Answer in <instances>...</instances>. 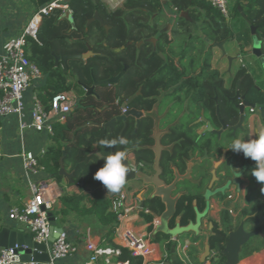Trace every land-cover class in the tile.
<instances>
[{
	"label": "trees",
	"instance_id": "1",
	"mask_svg": "<svg viewBox=\"0 0 264 264\" xmlns=\"http://www.w3.org/2000/svg\"><path fill=\"white\" fill-rule=\"evenodd\" d=\"M33 1L38 8L49 0ZM171 4L178 7L179 14L188 11L195 21L200 22L206 40L211 41L209 46L204 38L193 37L185 47L177 51L172 44L173 40L168 38L166 32H161L157 24L164 15L161 0H125L123 7L115 10H110L103 0H69L75 28H72L68 19L61 17L60 9L54 10L49 16L43 18L37 35L38 40L30 39L27 45L28 57L38 64L46 76L45 83L39 88L40 98L46 107H49V101L58 92L74 90L78 96L68 121L54 126L52 138L56 145L51 146L40 159L48 172L59 173V160L64 153L63 147L68 150L78 146L84 135L102 134L106 130L103 124L120 113L117 101L124 102L139 90L142 93L137 97V101L146 110L154 105L160 88L170 90L172 95L185 93L190 106L205 110L214 128L222 126L216 112L217 107L220 108L224 123L229 127L239 121V105L243 100L231 99L237 93L238 80H240L239 92L244 95L245 100L264 109V77L262 78L255 71H249L248 67L243 65L235 82L230 87H226L224 77L218 70L211 67L213 43L236 37L242 47H251L253 44L251 26L256 27V34L262 40L264 57V0L238 2L236 11L245 18L246 25L245 29L239 31L235 30L232 23L224 18L219 10L205 0H172ZM96 12L99 13L104 24L110 26L108 33L98 20L87 24ZM207 14L219 17V23L206 18ZM154 15L157 17L153 20V24H150L148 19ZM178 17V31L191 35V23L181 15ZM143 29L147 30V33H141ZM139 31L140 33H137ZM156 35L159 40L156 50L151 42H144L140 47L137 46V42ZM130 41L133 44L127 45ZM88 46H91L94 52V55L88 59L69 57L66 63L61 61L58 65L55 64V55L62 58L83 54L88 51ZM159 53H163L165 58H162ZM176 57H178L177 62ZM258 60L261 61V58ZM125 65L128 68L124 71ZM260 66L264 75L261 62ZM198 68L200 70L197 72ZM92 72L100 81L117 76L120 72H123V75L117 84H102L88 93L86 88L93 86L94 83ZM188 131L192 135V143L180 149L174 157L166 159L167 171H171L170 164L185 167L186 161L197 151L202 155L207 151L211 156L215 152H222L224 148L227 149L228 157L226 166L223 167L225 174L217 181L220 186L234 175L233 169L238 161L248 165L247 171L251 172L256 167L255 161L252 162L251 158H246L242 152L237 153L229 148L232 140L236 138L230 133L231 131L227 134L226 142L224 137L218 138L214 131H203L200 135L193 133L192 128ZM69 153L71 154V150ZM69 153L67 160L71 161ZM75 166L76 176L72 182H68L64 175L58 177L60 180L67 181L69 189L63 188L59 198L60 205L55 204L52 212L60 222L73 214L94 219L105 231L106 241L115 246L113 239L116 235L118 220L117 215L112 211L111 204L116 195L112 196L105 189L96 186L97 180L94 179L96 170L92 168L91 163L81 162L76 163ZM219 170L221 169H218V172ZM209 175L207 171L206 177ZM249 175L252 177V185L249 187L247 206L239 212L237 218L233 217L228 209H224L220 220H214V232L209 236L208 241L211 252L219 256V259L215 261L213 256L210 264L225 262L221 251L228 241L229 232L235 230L242 221L248 231L264 233V201L260 193L261 183L251 173ZM227 195V188L224 192L216 193V196L221 199ZM145 205L155 213H162L165 207L164 202L157 196L149 198ZM206 205V196L201 191H190L180 195L176 204V213L170 220V225L175 226L177 218L182 226L195 224L198 220V212H201ZM152 218V214L146 215L148 221ZM159 234L165 235L162 232ZM173 246L175 247V243L168 241V249L171 250ZM263 247L264 237L254 236L244 245L241 257L259 251ZM138 258L140 257L132 256L126 248L122 249L118 257L132 264H141L136 262Z\"/></svg>",
	"mask_w": 264,
	"mask_h": 264
},
{
	"label": "crops",
	"instance_id": "2",
	"mask_svg": "<svg viewBox=\"0 0 264 264\" xmlns=\"http://www.w3.org/2000/svg\"><path fill=\"white\" fill-rule=\"evenodd\" d=\"M161 1L163 2L164 15L160 20H158L157 24L159 25L161 32H166L168 38L170 40H173L172 44L177 51L181 50V47H185L193 37L204 38V40L207 42V46L211 44V41L206 40L204 34L202 33L200 22L195 21L188 11H186L188 12V17H183H185L186 20L191 23L190 26H192V33L191 35H189L178 31L179 17L175 18L172 15L173 10L171 8V5H167L165 0ZM243 1L245 0H236L232 5L230 17L226 18L229 22H231L233 17V19L235 20L233 26L236 31L245 29L246 27L244 22L245 18L236 11V5L238 4V2ZM4 3L5 2L3 1L2 5ZM36 8L32 11L31 14H29V18L36 10ZM16 15H19V12H17ZM203 15L204 14H202V17H204ZM1 16L6 23L5 25L2 24V26L4 27L3 30H6L7 28H9V30L0 35V53H2L4 50L5 42L12 36L18 34L29 21V18L25 19V17L22 16L7 18L5 17L3 11ZM156 17L157 15H154L148 19L150 24H153V20H155ZM205 17L211 19V21H213L214 23H219V17H213L211 14H207ZM175 29H177V31ZM140 31L137 33H140ZM141 33H147V30L143 29ZM150 38H156L155 46L153 42L151 43L153 44L154 48H157L159 42L158 36L156 35ZM147 39L148 38L137 42V46L140 47L144 42H150L147 41ZM221 42V46L215 45L216 42L213 43L211 67L218 70L224 77V83L226 87H230L235 82L240 74V68L243 65L247 66L249 71H255L262 78L264 77L261 72V61L258 60L257 56L251 53L252 46L242 47V44L237 40L236 37L230 38L228 40H223ZM131 44H133V42ZM196 44L199 47V44ZM168 47L169 46L167 45V50ZM175 60L177 62L178 57H176ZM199 70L200 68H198L197 72ZM45 81L46 76H44L42 82L37 83L34 87L29 89L27 93L28 99L31 97V94L33 92L36 91L40 93L39 88L45 83ZM66 91L76 94L74 90ZM165 93L160 99V101H162L161 109L159 111H156L157 109L155 107L153 110L146 112L144 115V122L146 123L144 131L146 147L144 146V150L145 154L150 153V157H142V159L147 162L146 168L142 171L148 174L152 178V181L151 183H139L138 181H133L131 183H125L123 185L122 192L126 193V195L128 196V204L133 206V210L124 221V225L128 228H132L138 233L146 235L156 243V247L158 250L157 253L145 259L142 257L136 259V262L138 263L187 264L182 260L183 247L187 245V254L189 255L192 264H210L211 258H213L214 253L211 252L210 256H208L204 261L202 259L205 255L207 246H210L208 238L214 232V220L219 221L221 218L222 210L228 209V207L234 208V216L236 217L238 212H240L245 206H247L249 187L252 185V177L249 175V173L251 172L246 170L248 168V165H243L241 161H238L235 167L234 175L229 178L224 183V185L220 186L217 181L221 178V176L225 174V168L223 167L226 166V160L228 157L227 149L225 148L222 149V152H215L214 155L211 156L207 151H205L203 155L199 151H197L192 158L186 161V166L184 165L185 167L181 168L177 167L174 164H170L169 166L171 171H167L166 159L174 157L180 149L192 143V135L189 133L188 129L192 128L193 133L196 132L200 135L203 131H210L207 128L208 124H211V121L208 119L204 109L198 108L193 105L190 106V101L185 97V93L181 92L172 95L170 90H167ZM178 94H180V96H178ZM253 109L254 111H251V108L246 109L245 120L242 129H238L236 133L233 134V130L230 127L225 130L221 136L217 135V137L223 138L231 131L230 133L236 138H255V134L258 130L264 131V109L260 107H256ZM203 118H206V121H204ZM129 121L134 120L131 119ZM123 124V122H116L110 127H105L106 130L102 134L98 133L84 135L80 144L74 148H69L68 150H66L65 147H63L64 153L61 157L63 158V167L67 173L73 174L72 181L76 176V168H73L76 163H91L92 168H94V170L96 171L99 168L103 167L104 159H98V156L101 152L107 155L111 152L122 150L127 153V159L130 161V163H135V153L137 149H135L134 147L129 146V148L125 150L124 145L118 144L115 148L109 149L102 148L97 143L100 139H113L123 136V133L121 131ZM221 128L222 126L220 128L213 127L214 130H220ZM53 134H49L46 131L30 130L26 132L24 138H21L19 134V122L17 116L12 115L1 120L0 229L4 226H8L31 234L29 229L24 224H21L9 218V211L13 207H23L27 198L31 194L28 186L27 176L23 168L22 159L20 158V156H18V154L21 152V150H27V152L36 156L41 155V151L43 149H45L47 152V150H49L51 146L56 145V142L52 138ZM125 136L128 139L129 143L134 142L133 137L138 138V136H135L134 134L131 135L130 133ZM227 140H224V142H226ZM69 150H71V154L69 153ZM68 153L71 157V161L67 160ZM82 153H84V156L81 155ZM205 153H207V156H204ZM42 157L43 156H40V159ZM251 161L254 162L252 159ZM214 168H216L218 179L215 181L213 188L209 189V184L213 178L211 171ZM218 169L221 170H219L218 172ZM207 171L210 173L208 177H206ZM59 176H61L60 171L58 174H51L46 169L43 170L38 176L40 178L51 180L52 184L48 193L53 200L54 205H60L59 198L63 188L69 189L67 181L72 182L65 175L64 176L67 178V181L60 180L58 178ZM186 180L188 182H186ZM199 185H202V187H199ZM225 187L227 188L228 194H234L235 198L233 200H228V198L226 197L224 199H221L216 196V194H214L216 190ZM262 187H264V183L260 184V190ZM190 191H201L207 199L206 207L201 212H198L197 222L195 224H189L196 226V228L184 230L183 232L176 235L168 234L165 231L161 230V216L166 210V202L164 201V197L167 195L170 196L172 199L176 200L177 204L179 196ZM208 192H210V194L207 196ZM261 194L264 201V193ZM154 196L159 197L164 202L165 207L162 213H155L145 205V202L149 198ZM146 209H149L150 211L146 212ZM149 214L153 215L151 221H148L146 219V215ZM159 216L161 224L159 226H155L154 219ZM178 222L179 218L176 219L175 226H171L169 221V227H185L180 225ZM58 223L61 227L64 228V232L67 234L69 239L74 240L80 244L79 253L75 256L63 260L64 263L84 264L86 262L88 254L83 249L85 239L97 243L100 242L103 245H112L106 241L105 231L101 226L97 224L94 219H89L87 217H78L73 214L68 216L65 221H58ZM160 232L168 235L169 237L160 235ZM173 236L176 237L175 240H173ZM168 241H172L175 243V252H173L172 250L174 246L171 250L168 249ZM113 242L115 245H117V243L119 242V239L116 237V235L114 236ZM174 255H176L177 257L174 258ZM259 255H262V259H264V247L259 251H254L249 255L241 257L238 264H253L254 260L257 259Z\"/></svg>",
	"mask_w": 264,
	"mask_h": 264
},
{
	"label": "built area",
	"instance_id": "3",
	"mask_svg": "<svg viewBox=\"0 0 264 264\" xmlns=\"http://www.w3.org/2000/svg\"><path fill=\"white\" fill-rule=\"evenodd\" d=\"M165 1L167 5H171L172 15L177 18L180 12L178 7L171 4L172 0ZM205 1L219 10L225 18L230 17L229 0ZM104 2L110 10H115L123 7L125 0H104ZM56 9L62 12L71 11L69 0H49L38 7L25 27L5 42L4 50L0 53V147L3 118L17 116L21 138H24L26 132L30 130L53 134L55 124H65L77 103L76 94L69 91L56 93L49 101V107H46L41 100L39 92H33L29 99L27 97L29 89L42 82L45 76L38 64L28 57L27 45L30 39L38 40L37 35L43 18ZM251 111L254 109L251 108ZM45 153L46 150L43 149L39 156L32 155L27 150H21L18 154L22 159L31 194L23 207H13L9 211V218L24 224L34 241L47 244L50 260L23 261L18 252L19 247L16 245L0 248V264H67L63 260L77 255L80 251V244L69 239L65 232L60 233L54 242L48 241L52 233L48 212L54 207V202L48 193L52 183L50 179L38 177L45 170L40 162V156H44ZM131 165L137 170L135 163ZM227 198L233 200L235 196L232 193ZM111 206L112 211L117 215L116 237L119 242L114 246L85 239L83 249L88 254V258L84 264H132L128 260L118 259L123 248L128 249L132 256L144 259L156 254L158 250L155 242L124 225V221L133 210V206L128 204L126 193L121 192L117 195L112 200ZM228 210L231 214L235 211L233 207H228ZM149 211L146 209V212ZM154 224L155 226L161 224L160 216L154 219ZM175 239L176 237L173 236V240ZM182 260L192 264L187 254V245L183 247Z\"/></svg>",
	"mask_w": 264,
	"mask_h": 264
},
{
	"label": "water",
	"instance_id": "4",
	"mask_svg": "<svg viewBox=\"0 0 264 264\" xmlns=\"http://www.w3.org/2000/svg\"><path fill=\"white\" fill-rule=\"evenodd\" d=\"M181 16L188 17V12H182ZM62 18H66L71 22L72 28H75V22L74 18L72 15V12L70 10H65L63 11ZM98 20L104 27L106 32L108 33L110 30V26L104 24L103 19L100 17L99 13L96 12L94 16L88 21V25L94 21ZM251 33L253 35V45H252V51L251 53L258 58H261V62L264 66V57H263V52H262V40H260L256 34V27L251 26ZM147 41L153 42L154 46L156 44V38H148ZM132 42H129L127 45H130ZM222 42H216L215 45L221 46ZM156 49V47L154 48ZM54 54V53H53ZM55 55V54H54ZM94 55V52L91 48V46H88V51L83 53V54H77V55H71V56H65V57H59L55 55L56 58V65L59 64L60 61H63L66 63L67 59L70 58H82V59H88L90 56ZM160 56L162 58L164 57V54L160 53ZM128 68L127 65L124 67V71ZM123 72H120L117 76L111 77L106 80H97L96 77L94 76V73L92 72L93 76V86L87 87L86 89L88 90V93L93 92L95 87L102 85V84H117L122 77ZM239 81L237 82V93L234 97L231 99L234 101L238 98L242 99L243 102L239 105L240 109V118L237 124L231 127L233 130V134L236 133L238 129H242L243 123L245 120V114H246V109L247 108H256L257 105L248 102L245 100L244 95H241L239 92ZM140 93V92H139ZM133 96L128 98L123 104L122 107L126 108V111L111 119L110 121L104 123V127H110L116 122H123L125 125H127L128 118L133 116L136 117L138 123L140 122V117L142 116L143 112L137 108H129L131 101L133 100ZM217 114L219 116L220 122L222 124V128L220 130H214L211 124H208V130L214 131L217 133L218 136H221L225 130L230 128L228 125H226L221 117L220 114V108L217 107ZM204 121H206V118H203ZM204 156H207V153H205ZM61 162V169H60V174L65 175L69 178L70 181H72L73 174L72 173H67L63 167V158L60 159ZM123 163H127V167L130 169V171L127 173L126 176V181L125 183H131L133 181H138L141 179H144L145 182L151 183L152 178L146 174L142 170H135L132 168V165L130 161L127 159V161H123ZM216 167V166H215ZM212 180L209 184V189L213 188V185L215 184V181L218 179V176L216 174V168L212 169ZM192 180V179H191ZM96 186H101L103 187L106 191L107 188L102 184L101 181H98L96 183ZM226 188V187H225ZM225 188L216 190L214 194L218 192H224ZM123 190V186L120 188L119 191L117 192H109L111 195H119ZM210 194V192L207 193V196ZM164 201L166 202V210L163 212L161 219H162V225L160 227L161 230L165 231L168 234H179L183 232L184 230H189L192 228H196L194 225H189L185 227H180L177 226L175 228H170L169 227V221L170 219L175 215L176 213V200L172 199L170 196H165ZM49 220L51 223V236L49 237L48 241L50 243L54 242V240L59 236L60 233L64 232V228L61 227L54 216L52 211L48 212ZM261 236L262 238L264 237L263 232H257V231H248L245 228L244 222H241L239 226L235 229L229 232V238L228 241L221 251V255L225 257V262L222 264H238L243 252V247L244 245L254 236ZM18 246V252L21 254V259L23 261H30V260H35V261H40V262H48L50 260V255L47 250V244L46 243H38L33 240V237L29 233H25L22 230L14 229L8 226H4L0 229V248H9V247H15ZM173 252H175V247H173ZM211 250L210 246H207L205 255L203 256V261L210 256ZM177 256L174 255V258ZM215 261H218L219 256L214 257Z\"/></svg>",
	"mask_w": 264,
	"mask_h": 264
},
{
	"label": "clouds",
	"instance_id": "5",
	"mask_svg": "<svg viewBox=\"0 0 264 264\" xmlns=\"http://www.w3.org/2000/svg\"><path fill=\"white\" fill-rule=\"evenodd\" d=\"M102 148H115L119 145H127L129 143L126 137H119L113 139H100L98 142ZM233 151L242 152L246 158H251L256 162V167L251 170V174L258 182L264 183V131H257L255 138L248 139L235 138L229 147ZM104 159L103 167L99 168L95 174L94 179L101 181L107 188L108 192H117L125 184L127 173L130 169L126 166L127 153L122 150H117L105 155L100 153L98 159ZM264 193V187L261 188Z\"/></svg>",
	"mask_w": 264,
	"mask_h": 264
},
{
	"label": "flooded vegetation",
	"instance_id": "6",
	"mask_svg": "<svg viewBox=\"0 0 264 264\" xmlns=\"http://www.w3.org/2000/svg\"><path fill=\"white\" fill-rule=\"evenodd\" d=\"M159 91H160V93H158L156 95V101H155L154 105L149 110L144 109L143 105L142 104H139L138 101H137V97L140 96L141 93H142L140 90L133 95L134 98L131 101L129 108H133V107L134 108H137V109L141 110L143 112V114L140 117V122L139 123H138L136 117L131 116V117L128 118L127 125L123 124V127L121 129V131L123 133V137H125V135H127L130 132L131 135L134 134L135 136H138V138L133 137L134 142H138L139 140H143L145 142V138H144V135H143L144 134V131H145V127H146V123L144 122V120H145L144 119V115H145L146 112H149V111L153 110L155 107L157 109L156 111H159L161 109V105H162L161 102L162 101H160V99H161L162 95L166 92V90L160 88ZM151 98H153V97H151ZM124 102L117 101L118 106L120 108V113L117 116L123 114L126 111V108H123L122 107V104ZM131 119L134 120V121H129ZM119 128H121V127H119ZM140 154H141V150H138L137 149L136 150V153H135V164L137 166L136 169L137 170H144L146 168V166H147V162L142 159V157H141ZM138 182L139 183H141V182L144 183L145 180L144 179H141V180H138ZM228 195H227V197H228ZM231 215L233 217H235L234 216L235 215V211ZM238 215H239V212H238V214H237V216L235 218H237ZM244 220H245V218H244ZM214 256H215V254H214Z\"/></svg>",
	"mask_w": 264,
	"mask_h": 264
},
{
	"label": "rangeland",
	"instance_id": "7",
	"mask_svg": "<svg viewBox=\"0 0 264 264\" xmlns=\"http://www.w3.org/2000/svg\"><path fill=\"white\" fill-rule=\"evenodd\" d=\"M3 1L5 3L2 5ZM235 1L236 0H229V10H230V12H231V9H232V5H233V3ZM36 7H37V5L35 4V2L33 0H0V35L4 34L5 31L9 30V28H7L6 30H3L4 27L2 26V24L5 25L6 23H5V20H3V17L1 16L2 11L5 14V17H7V18L15 17V16H22V17H25V19H28L29 18V14H31L32 11ZM17 12H19V15H16ZM234 22H235V20L232 17V21H231L232 26H233ZM55 64H56V62H55ZM178 96H180V94H178ZM227 138L228 137L226 135L224 137V140H227ZM129 146L134 147L135 149L141 150V154H140L141 157H150V153H146L145 154L144 148L146 146H145V142L143 140H139L138 142H131V143L127 144V145H124L125 150H127L129 148ZM81 155L84 156V153H82ZM73 168L75 169L76 166H73ZM233 171L235 172V169H233ZM253 264H264V259H262V255H259L257 257V259L254 260Z\"/></svg>",
	"mask_w": 264,
	"mask_h": 264
}]
</instances>
